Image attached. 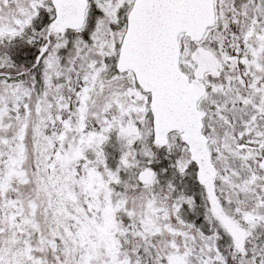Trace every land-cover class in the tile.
<instances>
[{
	"label": "snow or ice",
	"instance_id": "snow-or-ice-1",
	"mask_svg": "<svg viewBox=\"0 0 264 264\" xmlns=\"http://www.w3.org/2000/svg\"><path fill=\"white\" fill-rule=\"evenodd\" d=\"M0 264H264V0H0Z\"/></svg>",
	"mask_w": 264,
	"mask_h": 264
}]
</instances>
